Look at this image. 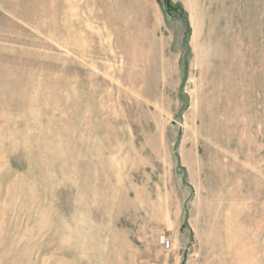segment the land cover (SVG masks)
I'll list each match as a JSON object with an SVG mask.
<instances>
[{"label":"rangeland","instance_id":"1","mask_svg":"<svg viewBox=\"0 0 264 264\" xmlns=\"http://www.w3.org/2000/svg\"><path fill=\"white\" fill-rule=\"evenodd\" d=\"M0 264H264V0H0Z\"/></svg>","mask_w":264,"mask_h":264},{"label":"built area","instance_id":"2","mask_svg":"<svg viewBox=\"0 0 264 264\" xmlns=\"http://www.w3.org/2000/svg\"><path fill=\"white\" fill-rule=\"evenodd\" d=\"M165 245L168 247L169 246V241H165Z\"/></svg>","mask_w":264,"mask_h":264}]
</instances>
